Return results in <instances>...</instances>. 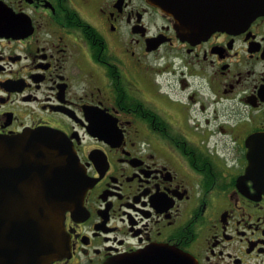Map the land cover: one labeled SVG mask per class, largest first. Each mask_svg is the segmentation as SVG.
Wrapping results in <instances>:
<instances>
[{
    "label": "flooded vegetation",
    "instance_id": "1",
    "mask_svg": "<svg viewBox=\"0 0 264 264\" xmlns=\"http://www.w3.org/2000/svg\"><path fill=\"white\" fill-rule=\"evenodd\" d=\"M36 128L90 184L48 264H264V13L188 36L148 0H0V135Z\"/></svg>",
    "mask_w": 264,
    "mask_h": 264
},
{
    "label": "water",
    "instance_id": "2",
    "mask_svg": "<svg viewBox=\"0 0 264 264\" xmlns=\"http://www.w3.org/2000/svg\"><path fill=\"white\" fill-rule=\"evenodd\" d=\"M148 1L173 15L188 36L237 31L264 13V0ZM89 185L63 133L36 128L0 135V264H48L59 257L68 246L65 212L80 208ZM137 258L140 264H198L172 246L154 247Z\"/></svg>",
    "mask_w": 264,
    "mask_h": 264
}]
</instances>
